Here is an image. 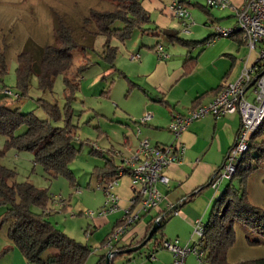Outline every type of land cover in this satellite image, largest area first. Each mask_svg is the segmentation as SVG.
Returning a JSON list of instances; mask_svg holds the SVG:
<instances>
[{"label":"crops","instance_id":"crops-1","mask_svg":"<svg viewBox=\"0 0 264 264\" xmlns=\"http://www.w3.org/2000/svg\"><path fill=\"white\" fill-rule=\"evenodd\" d=\"M171 1L173 0H143V6L150 13L152 34L163 35L171 45L179 44L182 47L175 46L168 50L161 45L168 55L167 59H161L156 53L159 42L146 47L147 50H140L136 44H126L125 41L122 43L123 55L118 60L115 59L120 75L131 82L129 90H137L141 97L135 106L125 109V114L131 118L133 124L126 125L127 133H123L124 140L120 144L115 143L117 148L114 143L110 145L108 153L111 154L108 161L112 166L116 163L118 165L120 157L130 155L141 138H147L152 144L161 145L179 142L184 146V150L179 153L177 161L165 168L169 183L159 186L164 199L157 208L142 213L141 218L129 231L113 244L112 250L140 243L153 222L162 216L165 220L158 232V238L150 241L143 251L138 252L139 248L137 251L117 256L112 260V264H172V253L162 246L161 241L177 239L181 245H191L194 242L191 236L193 221L197 218L204 221L206 206H211L221 191V185L229 181L222 180L215 186L210 184L211 177L222 166L225 154L240 128V116L237 112L219 117L206 115L191 122L178 141L168 130L169 121L174 113L184 114L193 107L210 103L223 87L234 83L245 68L252 67L258 60L260 48H248L238 31L230 37H216L214 33H210L204 38H199L201 33L203 35L200 26L207 24V21L217 20L205 0H177L186 5L189 13L192 8L194 10L193 15L190 13L193 25L189 29V34H184L181 21L171 17L166 10ZM229 2L231 7L225 10L222 23L230 25V21L234 20L233 28H236V12L244 5L245 0ZM170 36H175L184 43L173 40L169 38ZM133 55H138V59H130ZM246 97L250 101L253 100L251 90L246 93ZM146 112L151 114V118L140 124L138 121ZM137 127L140 130L139 134H136ZM96 150L103 152L100 148ZM106 179V175L102 177L99 188ZM115 192L120 198L116 211L93 217L86 214L87 210L83 211L92 219L95 226L108 227L96 252L110 251L101 245L122 216L123 208L128 205L131 197L128 179L122 184L119 182ZM122 240L123 244L120 243ZM4 245L6 244L2 245L0 241V247ZM10 245L11 242L9 248L2 254L11 255L12 264H29L20 251ZM96 252L88 255L89 261L97 255ZM106 253L102 255L105 256ZM102 255L98 256L94 264ZM150 255L153 258H149ZM85 264H88L87 259ZM185 264H196L195 256L187 255Z\"/></svg>","mask_w":264,"mask_h":264},{"label":"rangeland","instance_id":"rangeland-1","mask_svg":"<svg viewBox=\"0 0 264 264\" xmlns=\"http://www.w3.org/2000/svg\"><path fill=\"white\" fill-rule=\"evenodd\" d=\"M109 8V0H0V58H3L6 65V73L0 74V96L3 88L12 94L20 93L16 86L15 72L20 54L26 51L30 55H35L39 48L52 45L56 39L57 30L61 26L69 27L78 34L91 10H108ZM225 10L211 9L217 20L207 21V24L201 25L203 35L201 33L199 38L215 33L217 27L231 29L235 26L234 20L230 21V25L222 23ZM193 11L192 8L191 15ZM120 26V23L115 24V27ZM144 28L149 31L145 33L136 29L125 43L136 44L137 49L140 48V50H147L146 47H151L156 42L160 43L159 46L167 47L168 50L175 46L182 47L179 44L171 45L163 35L154 36L151 23ZM185 36L182 37L187 39ZM103 41L102 37H97L93 51L87 52L86 55L91 64L80 72L77 79L78 87L73 93L70 104L72 112L69 121L73 128V145L78 149L75 157L68 164L74 176L73 184L66 176L50 175L41 164L34 163L33 151L6 148L5 137L0 135V163L15 170L16 182L27 181L47 190L50 199L47 204L46 218L56 229L89 245L90 255L100 248L101 238L108 227L95 226L92 219L88 218L83 211H97L102 207L105 198L99 184L102 177L106 175L108 166L112 167L108 163L111 154L108 150L111 144H120L124 140L123 133H127L126 125L133 124L131 118L125 114V109L135 106L141 97V93L137 90H129L131 83L129 79H125L117 71L112 72L101 60ZM111 44L118 48L116 57L118 60L124 53V44L116 39L112 40ZM76 55L73 57L72 67L79 61ZM115 68L117 69L116 60ZM28 84L27 93L15 101L11 107H19L21 112L31 111L40 119H47L55 126H63L67 118L64 112L63 75H58L54 79L51 91L40 90L35 76L29 77ZM42 101L57 104L61 110V117L57 120L51 118L42 106ZM23 130L24 126H21L16 133ZM96 148H100L103 152H95ZM116 165L117 163L114 164ZM127 179V176H122L119 182L122 184ZM226 183L221 185V190ZM233 184L239 189L242 187L250 203L264 209L263 164L247 176L242 186L237 178L233 179ZM210 208L211 206H206L204 221L207 219ZM5 209L6 206H0V215ZM31 209L34 212H41L37 206H32ZM234 231L235 241L227 251L229 262L264 257V237L261 234L241 223L234 224ZM158 236L156 232L154 237L158 238ZM0 241L2 245L6 244L0 247V264H12L11 255L2 254L10 244L6 236V225L0 228ZM123 242L124 240L120 243L123 244ZM148 245L149 242L138 252L145 250ZM106 252L107 250H98L97 255L90 261L87 258V263L94 264L98 256ZM47 253L45 252L44 255Z\"/></svg>","mask_w":264,"mask_h":264},{"label":"trees","instance_id":"trees-1","mask_svg":"<svg viewBox=\"0 0 264 264\" xmlns=\"http://www.w3.org/2000/svg\"><path fill=\"white\" fill-rule=\"evenodd\" d=\"M109 3L108 10H91L78 34L69 27L61 26L52 45L39 48L35 55L25 51L18 56L15 71L16 86L20 91L15 93L18 98H14V94L6 88L1 90L0 135L5 137V147L33 151L34 163L41 164L50 175L66 176L71 184L74 183V176L68 164L78 149L73 145L74 134L69 121L72 112L70 104L78 87L80 72L91 64L86 54L93 51L96 38L102 37L104 41L100 58L112 72H119L115 68L118 48L111 44L112 40L124 43L136 29L149 31L144 27L151 22L143 0H109ZM116 23L121 26L115 27ZM169 38L184 43L175 36ZM75 54L79 61L72 67ZM5 73L6 65L3 58H0V74ZM58 75H63L65 93L64 112L67 118L63 126H55L47 119H40L31 111L21 112L19 107H11L27 93L30 76L36 77L38 88L44 92L51 91ZM7 91L12 95H7ZM42 106L51 118L57 120L61 117L57 104L42 101ZM21 126H24V130L16 133ZM108 163L111 165V162ZM263 163L264 118L251 134L247 150L236 162L232 179L215 197L204 221L202 242L208 264H264V257L235 263L227 260V251L235 241V223H241L264 237V209L250 203L242 187L239 189L233 184V179L237 178L242 186L247 176ZM115 174L116 169L112 166L108 168L106 177ZM14 177L15 170L0 163V206H6L4 213L0 215V227L6 225L7 238L11 244L29 264H85L91 252L90 246L56 229L46 218L50 199L47 190L27 181L16 182ZM32 206H37L41 212H34ZM164 220L162 218L156 232L161 230ZM156 232L148 242L156 238ZM125 248L127 247L123 246L116 250ZM45 252L48 253L44 255ZM122 254L113 255L109 264ZM104 262L105 256L102 255L96 264Z\"/></svg>","mask_w":264,"mask_h":264},{"label":"built area","instance_id":"built-area-1","mask_svg":"<svg viewBox=\"0 0 264 264\" xmlns=\"http://www.w3.org/2000/svg\"><path fill=\"white\" fill-rule=\"evenodd\" d=\"M205 1L206 5L212 9L224 10L231 7L229 0ZM166 10L171 17L181 21L182 32L189 34L193 22L186 5L173 0L167 5ZM235 30L241 34L242 40L248 48H260L256 64L245 68L239 78L234 83L223 87L210 103L193 107L184 114L174 113L168 124V130L178 141L191 122L206 115L211 114L219 117L235 112L239 114L240 128L225 154L222 166L210 179L212 186L222 180L232 179L239 156L247 150L251 134L264 118V0H245L244 5L236 12V28L217 27L214 35L230 37ZM156 53L161 59L168 58L161 46L156 48ZM130 59H138V55H133ZM250 90L253 95L252 101L246 97V93ZM6 94L12 95L8 91ZM12 96L19 97L17 94ZM150 118L151 114L146 112L140 118L139 123H146ZM139 133L140 130L137 127L136 134ZM183 150L184 146L179 142L161 145L152 144L147 138H141L136 149L130 155L120 157V163L115 167L116 174L107 178L100 187L105 198L102 207L98 211H86L90 217L116 211L120 198L115 192V188L119 184L120 177H128L131 197L128 205L123 208V214L117 224L101 245L103 248L111 251L113 244L129 231L130 227L141 218L142 213H147L158 207L164 199L159 186L169 183L165 168L170 163L177 161L179 153H182ZM203 232L204 221L202 218H197L193 221L191 236L194 238V242L191 245H181L177 239L161 241L162 246L172 253V264H185V259L189 254L195 256L196 264H208L202 242ZM149 258H153V256L150 255Z\"/></svg>","mask_w":264,"mask_h":264},{"label":"water","instance_id":"water-1","mask_svg":"<svg viewBox=\"0 0 264 264\" xmlns=\"http://www.w3.org/2000/svg\"><path fill=\"white\" fill-rule=\"evenodd\" d=\"M161 220H162V216L157 218L152 226L150 227V229L148 230L145 238L138 244L125 248L123 250H111L108 251L105 255V262L104 264H109L111 261V258L113 255L117 254V253H128V252H134L137 251L139 248H141L142 246H144L152 237V235L156 232L157 228L159 227V225L161 224Z\"/></svg>","mask_w":264,"mask_h":264}]
</instances>
